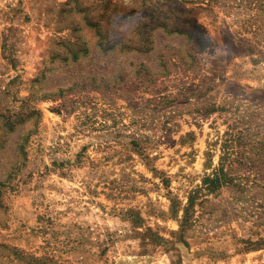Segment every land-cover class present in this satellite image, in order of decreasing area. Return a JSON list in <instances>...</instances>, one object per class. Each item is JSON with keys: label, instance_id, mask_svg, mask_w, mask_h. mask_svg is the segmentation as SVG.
I'll return each mask as SVG.
<instances>
[{"label": "rangeland", "instance_id": "1", "mask_svg": "<svg viewBox=\"0 0 264 264\" xmlns=\"http://www.w3.org/2000/svg\"><path fill=\"white\" fill-rule=\"evenodd\" d=\"M0 264H264V0H0Z\"/></svg>", "mask_w": 264, "mask_h": 264}]
</instances>
